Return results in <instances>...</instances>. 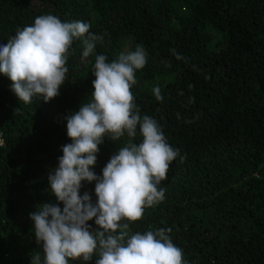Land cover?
Wrapping results in <instances>:
<instances>
[{"label":"trees","instance_id":"trees-1","mask_svg":"<svg viewBox=\"0 0 264 264\" xmlns=\"http://www.w3.org/2000/svg\"><path fill=\"white\" fill-rule=\"evenodd\" d=\"M45 14L86 22L103 41L87 58L73 42L65 84L48 103L20 102L0 74V264L42 255L30 214L57 203L47 177L71 142L64 117L91 99L95 56L110 62L139 44L147 63L135 103L179 155L161 182L164 200L131 232L171 229L187 264H264V0H0V45ZM127 140L100 145L97 176ZM94 188L84 183L80 194L94 203Z\"/></svg>","mask_w":264,"mask_h":264},{"label":"clouds","instance_id":"clouds-1","mask_svg":"<svg viewBox=\"0 0 264 264\" xmlns=\"http://www.w3.org/2000/svg\"><path fill=\"white\" fill-rule=\"evenodd\" d=\"M77 40L82 58H87L103 35L91 33L86 22H64L45 14L0 45V74L11 81V91L20 102L30 104L42 98L48 103L59 95L69 71L70 49ZM146 63L142 44L110 62L103 54L95 56L91 99L64 117L71 142L62 146L57 166L47 177V191L57 203H43L30 214L32 233L42 251V255H31L30 264H89L94 256V264H187L183 250L171 239V229L130 230L146 208L164 200L166 189L160 185L179 155L159 123L141 116L135 103L136 73ZM154 95L162 99L158 88ZM125 134L127 142L97 176L93 168L100 145L106 138L115 142ZM137 134L139 143L134 142ZM180 159L183 162L186 157ZM93 182L94 203L87 191L80 194L84 183ZM89 221H94L95 230Z\"/></svg>","mask_w":264,"mask_h":264},{"label":"built area","instance_id":"built-area-1","mask_svg":"<svg viewBox=\"0 0 264 264\" xmlns=\"http://www.w3.org/2000/svg\"><path fill=\"white\" fill-rule=\"evenodd\" d=\"M0 140L4 141V136H3L2 132H0ZM3 146H4V144H3ZM3 146H0V148H2Z\"/></svg>","mask_w":264,"mask_h":264}]
</instances>
